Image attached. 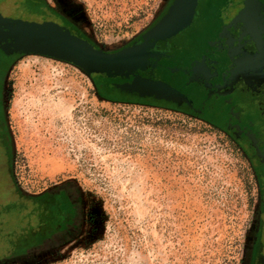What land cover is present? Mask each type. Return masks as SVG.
<instances>
[{"label":"rangeland","instance_id":"374dc122","mask_svg":"<svg viewBox=\"0 0 264 264\" xmlns=\"http://www.w3.org/2000/svg\"><path fill=\"white\" fill-rule=\"evenodd\" d=\"M45 1L44 17L116 51L168 0ZM1 80L11 157L0 143V206L14 181L26 194L72 181L83 215L69 240L23 255L10 254L5 221L0 264H248L260 189L228 132L173 106L108 97L82 68L43 55L16 56Z\"/></svg>","mask_w":264,"mask_h":264},{"label":"flooded vegetation","instance_id":"af4514ba","mask_svg":"<svg viewBox=\"0 0 264 264\" xmlns=\"http://www.w3.org/2000/svg\"><path fill=\"white\" fill-rule=\"evenodd\" d=\"M175 1L168 0L156 20L126 46L142 42L144 33L169 12ZM185 2L188 8H194L190 23L176 34L154 42L149 47L152 55L147 68L137 73L170 84L186 95L193 108L186 102L178 105L140 97L116 87V83L131 81L133 76L128 79L103 74L96 78L97 84L106 96L173 106L209 120L233 136L247 152L260 189L258 221L248 264H264V0ZM2 9L12 18L57 21L44 17L48 9L45 0H0ZM61 24L72 29L70 24ZM11 59L0 52V85ZM2 109L0 101V116ZM3 128L0 117V129ZM54 244L57 240L48 245Z\"/></svg>","mask_w":264,"mask_h":264},{"label":"water","instance_id":"95a60500","mask_svg":"<svg viewBox=\"0 0 264 264\" xmlns=\"http://www.w3.org/2000/svg\"><path fill=\"white\" fill-rule=\"evenodd\" d=\"M193 11V7L186 6L185 0H176L169 12L144 33L142 42L107 51L57 21L12 18L0 10V49L9 56L38 54L70 62L89 75L98 73L128 79L133 76L131 81L116 83V87L140 97L164 99L178 105L186 102L193 108L186 95L170 84L137 73L146 69L150 62L149 47L186 27Z\"/></svg>","mask_w":264,"mask_h":264},{"label":"trees","instance_id":"16d2710c","mask_svg":"<svg viewBox=\"0 0 264 264\" xmlns=\"http://www.w3.org/2000/svg\"><path fill=\"white\" fill-rule=\"evenodd\" d=\"M71 30L90 40L77 29L72 27ZM95 46L98 47L96 44ZM0 52L5 54L1 49ZM16 56L22 55H12L11 57L15 58ZM91 76L98 83L96 78H101L103 74L94 73ZM1 85L0 98L2 96ZM0 101L3 102L2 99ZM133 101L143 102L146 100ZM0 117L2 124L5 125L3 109ZM0 143L5 149L7 157L9 155L11 157L5 127L3 130L0 129ZM14 192L16 196L0 206V225L3 226L5 221L13 225L9 227L8 232H5L3 238V240L6 239L12 243L7 247L10 254L23 255L45 250L50 248L49 243L53 244L56 240L57 244L51 245V248L59 246L80 229L83 201L78 186L72 181L51 187L39 194H26L14 181Z\"/></svg>","mask_w":264,"mask_h":264},{"label":"bare ground","instance_id":"6f19581e","mask_svg":"<svg viewBox=\"0 0 264 264\" xmlns=\"http://www.w3.org/2000/svg\"><path fill=\"white\" fill-rule=\"evenodd\" d=\"M50 99V98H49ZM50 101V100H49ZM46 102H47V100H46ZM59 102V101H58ZM49 104V103H48ZM58 104V103H57ZM62 105V104H61ZM52 106H53V104H52ZM60 107V106H59ZM59 110V109H58ZM54 112V111H53Z\"/></svg>","mask_w":264,"mask_h":264}]
</instances>
